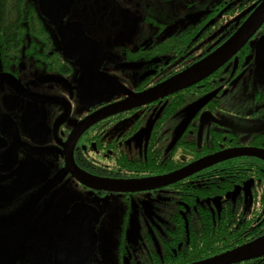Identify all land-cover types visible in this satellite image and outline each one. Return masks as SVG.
I'll return each instance as SVG.
<instances>
[{
    "label": "flooded vegetation",
    "instance_id": "af4514ba",
    "mask_svg": "<svg viewBox=\"0 0 264 264\" xmlns=\"http://www.w3.org/2000/svg\"><path fill=\"white\" fill-rule=\"evenodd\" d=\"M261 1L74 0L61 26L97 43L93 70L40 0L5 19L0 264H57L60 240L65 264H192L264 237V23L203 79L104 113L215 52ZM149 178L162 181L100 184Z\"/></svg>",
    "mask_w": 264,
    "mask_h": 264
},
{
    "label": "water",
    "instance_id": "95a60500",
    "mask_svg": "<svg viewBox=\"0 0 264 264\" xmlns=\"http://www.w3.org/2000/svg\"><path fill=\"white\" fill-rule=\"evenodd\" d=\"M74 0H40V8L44 15L53 21L58 27L60 34L65 38L67 35H71V40H65L66 49L65 54L74 59H79L82 61L86 68L95 69L100 61L103 59V52L98 47L97 43L91 39H88L84 35V29L81 25L78 24H66L61 26V19L63 16L70 10ZM251 13L249 17L244 21L236 33L227 40L221 47H219L215 52L202 59L199 63L187 69L186 71L172 77L171 79L161 83L160 85L133 95L128 101L118 103L113 105L110 110L105 111L104 113H112L113 111L118 110L120 107H126L132 104H143L147 101L153 99V97L168 95L175 91H178L184 87H187L217 69L222 65L227 59H229L236 51L244 45L248 39L258 30V28L264 23V0L259 4H256L254 7L250 8ZM203 13H199L194 16H189L187 18L197 19L202 16ZM81 85L82 81L87 83V74L84 73L81 76ZM218 156H213L212 160L219 159ZM209 158L204 159L198 162L196 167L205 163ZM198 165V166H197ZM184 171H181L176 174V176H182ZM174 176V175H173ZM100 184H107V187L111 189H121V190H130L137 188L147 187L148 183H155L156 181H162L161 178H149L141 180H119V181H108L101 180ZM65 228V227H64ZM93 231V228H92ZM62 235L65 234H61ZM95 232L92 233V247L95 246ZM66 242L60 240V248L57 256V264H65L68 257H62V246H65ZM264 250V237L254 241L252 243L246 244L239 248L233 249L222 255L211 257L202 261H198L192 264H228L235 261H240L244 259L251 258L258 255Z\"/></svg>",
    "mask_w": 264,
    "mask_h": 264
},
{
    "label": "trees",
    "instance_id": "16d2710c",
    "mask_svg": "<svg viewBox=\"0 0 264 264\" xmlns=\"http://www.w3.org/2000/svg\"><path fill=\"white\" fill-rule=\"evenodd\" d=\"M28 7L29 8H27V0H0V27L6 26L8 37L15 39V32L18 24L14 22L9 25L5 19H18L23 10L33 9L32 5Z\"/></svg>",
    "mask_w": 264,
    "mask_h": 264
},
{
    "label": "rangeland",
    "instance_id": "374dc122",
    "mask_svg": "<svg viewBox=\"0 0 264 264\" xmlns=\"http://www.w3.org/2000/svg\"><path fill=\"white\" fill-rule=\"evenodd\" d=\"M0 262H1V259H0Z\"/></svg>",
    "mask_w": 264,
    "mask_h": 264
}]
</instances>
